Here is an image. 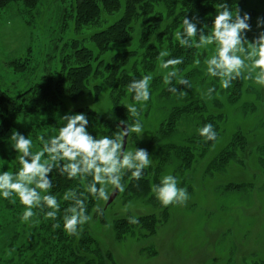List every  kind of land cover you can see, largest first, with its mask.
I'll return each mask as SVG.
<instances>
[{
    "label": "trees",
    "instance_id": "trees-1",
    "mask_svg": "<svg viewBox=\"0 0 264 264\" xmlns=\"http://www.w3.org/2000/svg\"><path fill=\"white\" fill-rule=\"evenodd\" d=\"M40 0H0V11L15 4L20 7L22 16H27L33 22L34 11L38 9ZM61 4L62 18L71 21L76 31L93 29L89 35V48L87 44L77 45L73 42L72 57L62 59V66L56 76L48 74L34 82L26 90L15 96L9 95L0 89V139L9 135L14 128L17 118H26L36 113L51 111H70L68 105H76L72 112L87 115L89 124L88 131L93 136H112L116 131L119 121L126 124L135 123L138 118L141 122L147 118L153 103L160 104L166 110L161 115V120L152 132L140 141L135 134L130 135V140L140 145L147 146L157 160L153 166L144 170L139 181L129 180L131 173L123 178L126 188L122 194L125 200L143 198L154 207H161L151 191L152 185H158L161 181L163 166L177 164L179 173H183L194 162V151L200 155L206 154L215 141L205 142L199 135L198 130L204 125L211 123L217 134L220 132L218 124L223 123L225 115L222 112L224 105L218 101V78H209L206 83L204 96L207 90L214 87L216 91L211 94V109L206 100L194 94L182 96L186 87L176 83L174 78L171 85L153 90L154 100L151 98L146 104H140L132 99L128 92V85L133 80L141 79L144 75L152 74L159 65L158 55L161 50H167L171 58H183V63L177 65L179 75L187 80H199L203 71L197 69L195 60L203 49L183 48L174 38V33L182 29L185 16L190 20L197 21V28L212 25L217 13L218 5L226 2L235 15L236 9L240 10L241 16L245 13L250 15L251 31L247 33L249 40L253 39L264 28H257V19L264 18V8L255 3L260 0H58ZM264 4V2H263ZM19 10V11H20ZM208 29H205L207 34ZM198 39V38H197ZM79 46V47H78ZM211 55V48L205 49ZM204 54V53H203ZM158 64V65H157ZM15 71L27 70L28 64L17 61L11 63ZM27 67V68H26ZM171 70V69H169ZM202 71V72H201ZM151 72V73H150ZM200 76V77H198ZM155 78V79H154ZM158 83L161 76L153 77ZM245 79L240 78L232 82L228 89L223 91V100L227 104H237L242 96ZM169 87H176L177 92L168 91ZM111 103L113 120L101 117L96 109L90 104L96 103L101 92H105ZM150 91V89H149ZM221 93V92H219ZM259 95V92L257 93ZM183 98L181 101L180 99ZM173 102L169 106L167 102ZM90 102V104H89ZM157 102V103H156ZM135 104L140 115L133 117L126 106ZM247 106V105H246ZM245 105L243 106L246 107ZM190 124L186 130L178 134L181 124ZM173 137H180L173 140ZM217 139V138H216ZM247 138L242 132H238L231 141L221 150L218 155L208 164L210 172H225L232 162H238L239 155L247 154ZM259 148L258 161L264 168V148ZM144 149V148H143ZM52 189L50 194L55 195L60 203V211L55 220L45 218V211L50 209H33L34 222L29 229V243L16 245L11 236L6 245H0V264H111V255L104 251L99 242L89 232V223L82 226L78 236H68L63 229L64 209L70 206L71 201H64L63 194L69 190L77 191L78 195L84 192L79 179L68 180L60 176L54 170L51 174ZM90 181V177L88 178ZM138 185V187H137ZM247 186L246 183L236 184L229 182L224 190L240 191ZM99 187V185H98ZM87 196V214L92 219H99L102 215L93 212L97 200L90 194ZM103 208L102 201L99 202ZM12 206H8L10 208ZM128 212L125 216L112 221L115 238L122 240L128 235L136 236L140 232L154 234L157 217L153 214L135 216L138 224H129ZM101 220V219H99ZM58 224L59 227H53ZM263 256V255H262ZM245 261V260H244ZM243 264H264V256L256 255V260Z\"/></svg>",
    "mask_w": 264,
    "mask_h": 264
},
{
    "label": "rangeland",
    "instance_id": "rangeland-1",
    "mask_svg": "<svg viewBox=\"0 0 264 264\" xmlns=\"http://www.w3.org/2000/svg\"><path fill=\"white\" fill-rule=\"evenodd\" d=\"M263 2L260 0L255 4L264 8ZM19 10L20 7L10 4L0 11V89L11 96L26 90L48 74L54 73L53 76H56L63 58L74 60L73 48L69 45L76 42L79 46L87 44L92 48L88 37L94 32L93 29L76 31L71 21L62 18L58 0H40L38 9L32 13L33 22L29 24V18L23 17ZM205 51L203 49L199 53L202 58L197 68L203 73L197 81L188 80L191 88H186L185 92L187 95L195 93L206 100L211 109L210 101L203 92L210 78L206 75L204 60L209 54ZM15 61L28 64L27 70L15 71L11 65ZM151 75L161 76L158 83L153 81L155 78L150 81V98L154 100L153 90L160 91L161 87L166 86L163 83L164 70L158 65ZM220 90L217 93L218 101L224 105L222 112L225 118L223 123L218 124L220 132L214 144L206 154L200 155L199 151H194V162L183 173L178 172L177 164L163 166L161 178L173 175L178 180V186L187 189V202L167 208L154 207L143 198L127 201L118 192L115 200L99 217L101 220L93 218L90 221L89 232L111 255V264H243L256 260V255L264 256V168L257 158L259 148H264V89L245 79L237 104H227ZM78 105L69 104L68 110L71 112L51 111L31 114L26 118L19 116L13 130L31 139L35 152L41 147L37 138L44 136L48 139L56 135L64 123L61 118L65 114H77L72 110ZM90 105L94 109L97 107L96 111L101 117L113 120L106 91L101 92L96 103ZM244 105L247 106L243 109ZM165 110L162 105L153 103L142 123L143 133L133 134L140 137V141L143 140L158 125ZM187 125L190 124H181L178 134L181 135L180 131L183 133ZM238 132H242L248 142L247 154L238 156L241 164L232 162L225 172H210L208 164ZM11 134L0 139V172H15L19 168L16 153L11 147ZM179 139L173 137L175 141ZM135 147L147 148L143 143L135 144L128 136L126 149ZM148 153L152 161L150 166H153L157 158ZM229 182L238 185L244 182L247 186L240 191L227 192L224 186ZM102 203L104 205L106 202ZM23 211L18 198L5 200L0 197L1 246L6 245L14 234L17 235L14 239L16 245L29 243V229L34 220L31 217L27 222L22 221ZM128 212L132 216L155 215L158 224L154 234L143 232L145 237H141L139 232L136 236L128 235L117 240L112 221Z\"/></svg>",
    "mask_w": 264,
    "mask_h": 264
},
{
    "label": "clouds",
    "instance_id": "clouds-1",
    "mask_svg": "<svg viewBox=\"0 0 264 264\" xmlns=\"http://www.w3.org/2000/svg\"><path fill=\"white\" fill-rule=\"evenodd\" d=\"M218 9L210 28L204 25L198 29L197 21L185 16L181 26L183 30L174 33L175 40L183 48H211V55L204 60L206 75L218 78L222 89H228L233 81L240 78L252 80L264 89V31L249 40L247 33L251 31L250 15L245 13L241 16L239 9L233 15L226 2L219 4ZM257 28H264V18L257 19ZM169 56L167 50H161L158 55L159 68L164 70V85H171L176 78L177 84L191 88L187 79L179 77L176 68L183 63V58L165 59ZM200 63L199 59L195 60L197 66ZM152 79L153 76L148 74L128 85V92L133 94L135 102L143 105L150 99L149 86ZM168 91L176 93L178 90L176 87H169ZM214 91V87L207 90L208 98H211ZM180 94L186 96L187 92ZM126 108L133 117H139L135 104H128ZM61 119L64 123L56 135L48 139L44 136L37 138L41 147L35 152L32 150L31 139L12 131L11 147L16 153L19 168L15 172H0V197L5 200L18 198L24 207L21 216L24 222L34 216L33 209L37 208L50 209L45 211V218L55 220L60 211V203L55 195L50 194L53 186L51 174L56 170L68 180L78 178L84 192L78 195L77 191L69 189L62 197L64 201H71L70 206L64 209L63 229L68 236H78L82 226L92 220V216L87 214L85 193L97 200L93 212L103 215L99 202L109 201L110 190L111 195L125 191L126 186L122 181L126 174L131 173L129 180L139 181L152 161L146 149L135 147L128 150L125 147L126 137L133 133H143V126L138 118L131 125L119 121L111 137L90 134L89 120L84 113L65 114ZM198 132L205 142L215 141L217 138L211 123L204 125ZM151 191L165 208L184 205L189 199L187 189L179 187L178 180L171 174L163 176L158 185H152ZM128 223L135 225L139 220L131 216L128 217ZM53 227L59 225L54 224Z\"/></svg>",
    "mask_w": 264,
    "mask_h": 264
},
{
    "label": "water",
    "instance_id": "water-1",
    "mask_svg": "<svg viewBox=\"0 0 264 264\" xmlns=\"http://www.w3.org/2000/svg\"><path fill=\"white\" fill-rule=\"evenodd\" d=\"M127 139H128V137L125 138V147H126V144H127ZM117 194H118V192H116L115 195H111L110 194V199H109V201H107L105 203V208L108 207L115 200V198L117 197Z\"/></svg>",
    "mask_w": 264,
    "mask_h": 264
}]
</instances>
